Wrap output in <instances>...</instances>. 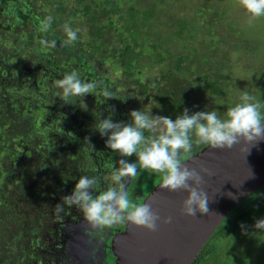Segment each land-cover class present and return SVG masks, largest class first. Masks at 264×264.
I'll list each match as a JSON object with an SVG mask.
<instances>
[{
	"label": "flooded vegetation",
	"instance_id": "1",
	"mask_svg": "<svg viewBox=\"0 0 264 264\" xmlns=\"http://www.w3.org/2000/svg\"><path fill=\"white\" fill-rule=\"evenodd\" d=\"M61 3L0 0V264H116L112 240L126 224L99 234L63 197L73 193L81 176L97 179L89 189L93 196L109 187L119 191L120 182L112 176L119 161L125 160L137 164L135 177L122 178L125 191L131 202L142 204L163 181V174L141 168L136 154L123 156L107 147L111 130L101 135L98 125L109 118L113 123L132 124V110L145 113L150 121L160 116L175 120L185 109L191 116L201 93L197 87L205 84L141 80L123 63L125 58L101 40L82 39L80 21L68 22L67 8L55 7ZM49 16L48 30L39 31L46 26L40 21ZM69 30L76 31L74 41L68 40ZM53 41L55 47H49ZM73 72L81 82H96L97 87L92 94L65 100L57 95L63 89L55 82ZM142 131L145 139L138 150L166 130L155 123ZM188 137L192 149L180 150L181 161L208 145L198 142L195 126ZM57 204L63 211L56 212ZM245 212L229 214L200 254L213 257L215 250L216 256L225 251L227 244L216 248L212 239L227 235L231 222ZM248 258L237 263L247 264Z\"/></svg>",
	"mask_w": 264,
	"mask_h": 264
},
{
	"label": "rangeland",
	"instance_id": "2",
	"mask_svg": "<svg viewBox=\"0 0 264 264\" xmlns=\"http://www.w3.org/2000/svg\"><path fill=\"white\" fill-rule=\"evenodd\" d=\"M143 1L145 2V0ZM148 1L151 2L147 3L146 7L157 4L155 8H147V12L150 13L153 10L150 16L155 14L154 17H157L158 21L150 19L146 21L142 11L133 12L135 14L133 19L139 21V31L143 26L152 34L160 32L155 37H158L157 48L162 47L161 51L165 54V63L156 69L155 65L152 67L154 64L152 59L141 57V63L137 68L143 69L142 79L147 80L146 82H161L159 69L165 66L162 70H168L167 73L172 72L171 68L175 63L176 54L185 55L186 65L201 68L195 73L191 70L188 73L186 70L181 72L182 79H189L188 82H205L197 87V92L201 93H198L195 104L191 107L192 114L193 112L215 111L219 119L226 120L228 119V109L238 103H245L242 95L248 93L254 98L251 102L260 105L259 111L264 117V15L253 17L241 5L240 0ZM105 14L107 19L111 17L108 12ZM166 24L169 28L165 29ZM126 31L129 32V28H126ZM136 31L131 30V33L141 35L139 31ZM148 31L143 33L148 36L145 39V44L141 47L142 49L154 45ZM170 36H172L171 41L169 40ZM184 39H188L191 45L189 43L183 45ZM176 40L180 43L179 49L171 47ZM205 42L208 43V47L211 46L210 52L207 51ZM192 46L199 50H203L205 47L206 51L203 54L211 57V60L207 64L206 60H203L199 62V66L190 62L188 55L192 53ZM168 47L169 49L171 47L172 50L169 51ZM114 48H117L116 45ZM127 50L128 47L123 49L124 52ZM136 50L129 47L128 55L126 54L127 59L130 56L134 57L137 54ZM151 53L153 52L151 51ZM142 54L148 55L144 52ZM176 63L183 64L184 59L178 58ZM203 66L205 67L202 68ZM201 121L200 123H205V121ZM196 138L198 137L196 136ZM261 195H264V186L236 206L230 215L241 209L245 212L252 207V204L257 203L255 200ZM228 218L229 216L226 221ZM260 218H264V197L260 199L258 206L252 207L248 213H244L240 217L238 227L243 224L242 230L237 229V226L235 230V227L232 226L227 235L212 239L216 248L227 244L228 247L225 251L216 256L215 250L213 257L203 255L197 264H238L239 259H249L248 256L251 261L249 260L247 264H251V262L264 264V230L254 227L256 220Z\"/></svg>",
	"mask_w": 264,
	"mask_h": 264
},
{
	"label": "clouds",
	"instance_id": "3",
	"mask_svg": "<svg viewBox=\"0 0 264 264\" xmlns=\"http://www.w3.org/2000/svg\"><path fill=\"white\" fill-rule=\"evenodd\" d=\"M240 3L253 17L264 15V0H240ZM51 21L50 16L40 21L46 26L39 31H47ZM76 31H67L69 41L77 38ZM39 42L44 44L45 40ZM55 43L53 41L49 47H55ZM55 83L58 88L63 89V93L58 92L57 95H62L65 100L69 96L83 97L85 94H92V90L97 87L96 82H81L75 72L65 75L62 80ZM104 94L108 95V93ZM242 99L245 103H238L228 109L226 120L219 119L215 111L197 112L189 116L185 109L184 114L175 120L160 116L150 121L145 113L132 110L130 113L133 118L132 124L113 123L109 118L102 121L98 127L101 135L111 130L106 141L107 147L113 151H119L123 156L136 154L141 168L163 174L161 188L169 191H188L189 195L183 201V212L186 215L195 216L197 210L202 213L208 212V197L201 187L203 182L201 172L209 175L211 173L207 168L197 171L196 168H190L187 164L182 166L181 160L177 158L178 154L180 150L191 151L192 143L188 133L194 126L198 142L208 143L213 149H231L241 140L254 143L264 139V117L260 114V105L251 102L254 98L248 93H244ZM201 120L205 123H200ZM155 123H162L166 131L159 135L158 139L152 140L143 150H138V146L145 139L142 130L152 129ZM119 164V169H116L112 176L114 181L120 182L119 191L109 187L101 191L99 195L93 196L89 189L97 183V179L90 180L87 176H81L75 184L73 193L63 197L64 203L69 205V208L75 205L90 227L98 230L99 234L105 228L126 223L152 232L157 231L158 222L162 219L159 213L148 203L131 202L122 182V178L137 175V164L125 160H120ZM55 210L59 213L63 211V206L57 204ZM171 222L172 217L163 218V223ZM241 227L243 229L244 225L242 224ZM254 227L264 230V218L256 220ZM93 235H97V232H93Z\"/></svg>",
	"mask_w": 264,
	"mask_h": 264
},
{
	"label": "water",
	"instance_id": "4",
	"mask_svg": "<svg viewBox=\"0 0 264 264\" xmlns=\"http://www.w3.org/2000/svg\"><path fill=\"white\" fill-rule=\"evenodd\" d=\"M181 162L197 171L209 169L211 175L201 172L208 212L197 210L195 216L186 215L183 201L189 192L169 191L158 183L142 202L161 216L158 230L126 223L112 240L116 264H194L223 220L264 186V139L254 143L241 140L231 149H213L208 144ZM169 216L172 222L163 223Z\"/></svg>",
	"mask_w": 264,
	"mask_h": 264
},
{
	"label": "trees",
	"instance_id": "5",
	"mask_svg": "<svg viewBox=\"0 0 264 264\" xmlns=\"http://www.w3.org/2000/svg\"><path fill=\"white\" fill-rule=\"evenodd\" d=\"M62 2L61 4H56V8H67V18L68 22L69 20L72 21L74 24L79 20V25H82V31L84 34H82V39L87 40H97L102 43L110 50H113L114 53L118 56H123L125 58L123 60L124 64H127L130 66L132 73H135V75L142 79L143 69L140 70L137 68L138 65H140L141 57L144 58H150L154 61V64L158 69L159 65H162L165 63L164 60V52L161 51L162 47L157 48L158 43V34L160 32H157V34H152V32L148 31L147 28L141 26V31H139L140 26L139 21H135L133 19L135 11H139L143 13V16L146 17V21L150 20H157V17L150 16L152 15L153 10L151 12H147V8H155L156 5H153L152 7H146V4L151 2L148 0H59ZM141 5V6H140ZM166 7V6H165ZM164 7V9H165ZM167 8V7H166ZM168 10V9H167ZM169 11V10H168ZM110 14V18L107 19L105 13ZM171 13V12H170ZM148 16V18H147ZM169 18V17H168ZM145 21V22H146ZM168 21L172 22V20L168 19ZM143 22V23H145ZM162 26V22H161ZM126 28H129V32L126 31ZM169 28L168 24L165 25V29ZM131 30L136 31L138 30L141 35H133L131 33ZM136 31V32H138ZM150 34L151 42H154V45H152L150 48L147 47L145 49H142L141 47L145 44V39L148 35H144V32H147ZM193 38V37H192ZM160 40V38H159ZM169 40H172V36L169 37ZM185 40V39H184ZM208 42V41H207ZM205 42V47L207 46V51H211V46L208 47V43ZM185 43H189L188 39L185 41H182V44L185 45ZM190 44V43H189ZM116 45L117 48H114ZM180 45L179 41H175V43L171 47H176ZM191 45V44H190ZM195 45V43H194ZM125 47H128L127 51H123ZM129 47L133 50V48H137V54L134 55V57L130 56L129 59H127L126 54L128 55ZM170 47H168L169 51L172 50ZM205 47L203 50L197 49V47L192 46V53L188 55V58L192 60L196 65L199 66V62L206 60V64L209 60H211V57L206 56L203 54L205 51ZM179 49V48H178ZM120 50V51H119ZM151 51L153 53H151ZM104 53H107L103 51ZM134 52V51H133ZM142 52L148 54L147 56L145 54H142ZM172 52V51H171ZM170 52V53H171ZM108 54V53H107ZM169 55V54H168ZM185 55L181 56L179 54H176L175 63L173 64L171 70L172 72L167 73L168 70H162V66L159 71H161V82H188L189 79L183 80L180 73L183 71H192V70H198L201 67H190L189 65H186L185 62ZM179 59H184L183 64H178L176 61ZM173 60V59H172ZM191 62V61H190ZM192 62V63H193ZM144 64V63H143ZM178 64V65H177ZM151 66V64L149 63ZM149 66V67H150ZM147 67V68H149ZM203 66L202 68H204ZM153 78V77H152ZM157 79L156 77H154ZM264 197V195L258 196L259 198H256L255 203L252 204V207L258 206L261 197ZM251 207V208H252ZM245 212L248 213L249 209ZM239 212V210L237 211ZM235 215V214H234ZM239 219H234L231 223L232 226L235 227L239 225ZM225 226H220L221 230H225ZM203 255L200 254L198 259L196 260L195 264H197L201 259Z\"/></svg>",
	"mask_w": 264,
	"mask_h": 264
}]
</instances>
